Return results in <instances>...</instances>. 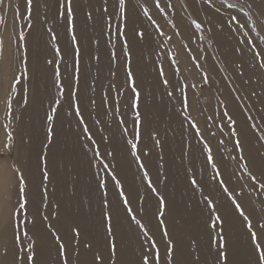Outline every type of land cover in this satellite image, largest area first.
I'll return each mask as SVG.
<instances>
[{
	"label": "rangeland",
	"instance_id": "374dc122",
	"mask_svg": "<svg viewBox=\"0 0 264 264\" xmlns=\"http://www.w3.org/2000/svg\"><path fill=\"white\" fill-rule=\"evenodd\" d=\"M152 1H155L156 5L159 4L158 9L165 17V22L162 23L154 13H150L149 9L140 8L144 14H149L150 17H144L138 21L135 39L140 44V50L144 49L146 40H150L151 43L156 45V53L158 54L154 72L150 73L147 65L138 67V69H141L142 77L146 79V82L144 81L146 94L143 95V98L135 75L137 69L135 63L138 66L139 58L136 56L134 58L132 54H128V46L123 47L118 36L120 12L128 15L130 25L134 26L133 19L138 12L136 0H125L123 12L120 8V0H113L110 11L106 13V20L103 19L102 21L96 20L91 11L83 7L84 4L77 5V0H72L73 15L71 23L66 8L61 7L62 3L67 4V0H32L30 11L27 0H4L0 4V41H2V52H0V168L5 166L6 171L10 174L8 198L9 201H12L14 207V210L8 209L9 203L7 201L0 203V229L11 233H9L7 242L0 247V264L7 260L5 256L11 251V241H16L15 236L22 229L27 230L28 237H22V244L17 241L15 243H18V253L20 255H18L16 262L18 264L22 262V256V259L24 258L23 260L27 261L24 263L29 264L27 255L33 253L35 260L37 238L34 235L36 232L34 229L39 219L42 218L39 212L41 210L46 213L48 210L49 214L51 210L48 207L52 203L48 197H39L40 195L37 192L40 191V187L42 194L48 195L49 189L46 182L49 177L45 179L44 176L45 171L48 173L49 170L42 167L41 164H47L45 158L49 153H54V148H59L56 155L58 169L66 175L68 182H70V185L66 182L61 184L59 190L61 196L62 188L69 186L67 188L69 189L68 192L78 194L83 205V201H85L84 192L81 189L78 190L80 188L78 184H74L77 174L73 165H78V167L81 165V168L88 167L91 175L90 178L84 177V181L91 186V208L86 210L90 221L84 223L86 228L84 231L76 223L73 225L74 228H79L80 235L74 239V256L71 259L67 258L69 264H77V256L81 248L85 251L86 260L89 255L93 256V260L96 255L102 257L95 264H143V256L147 255L151 261L157 253L159 254L158 264H245L244 260L249 261L246 264L251 262V264H254L257 254L254 251L252 242L249 243L244 240V235L250 232L246 226L245 216L252 224L251 231L257 233L261 250H264V244L262 243L264 236L260 237V233L264 234V227H261L264 225V215L257 217V230H255L253 219L245 214L243 204L239 203V197H246L248 201L254 198L258 203L263 202L264 187L262 185L264 183L261 175L254 169L246 144L238 134L235 118L228 109L223 85L215 79L216 77H212L205 54L210 55V57L213 55L214 60H217L221 67L225 80L233 87H239L237 86L238 80L229 73L226 65L221 62L223 60L222 56L219 55L206 29L202 28L201 30L200 27H197V24L191 23L195 30L196 27L198 29V37L193 46L181 34L182 31L175 17L177 10L182 14L187 13L185 0ZM200 1L207 8L209 7L218 13L219 18L224 19L223 23L230 30L229 32L223 27V24H219V18L218 21L215 20V25H219L217 27L219 30L223 29L225 31L222 34L225 38L231 37L233 39L235 43L234 50L226 51L238 66L235 69L238 71L239 79L241 77L240 84L244 87H248V84L250 86L251 83L248 82L251 81L245 73L246 70L244 71L241 68L242 64L235 60V50L238 53L241 46L244 51L247 49L255 66H258L264 76V68L260 67L261 64H264V18L257 12L256 5H253L249 0ZM125 6L134 12V15ZM83 8L85 11H83ZM81 14L86 24H81V18H79ZM187 15L185 16L187 17ZM148 28H150V36L145 31ZM83 29L88 32V42L92 46V49H89L92 52L87 51L85 54H82L83 50L79 45L77 33L83 31ZM73 35L76 37L75 42L72 39ZM62 39L65 40V44ZM176 43L182 47H187L190 59L197 65L200 75L196 81L193 79L192 84L189 81L176 80L179 82V86L173 88L171 86L172 80L169 77L170 65L172 67V64H174L172 78L183 75V70L177 61L178 56L175 53ZM125 49H127V52ZM119 50L124 51L125 54L119 52ZM122 54L125 56L123 57ZM48 61H52V63L50 64ZM132 62L133 70L131 67ZM141 63L145 62L142 61ZM164 66L165 73L162 70ZM57 68L59 69L58 77L55 74ZM128 69L131 70V78H129ZM161 71L163 75L160 74ZM205 78H207V83H205ZM165 80L168 81L167 84L164 83ZM14 83L15 87H13ZM149 85L154 88L148 89ZM190 86L191 88L193 86L192 92L189 89ZM133 88L139 94L141 93L138 108L133 107ZM156 89L160 90L162 94L164 93L163 96L167 95L171 101H175V97L178 95L179 104L175 107V111L179 112L181 110L183 117H180L182 118L180 122H185V125L192 127H189L192 131H196L195 136H199L196 139L200 140L203 146H205V142L198 121L199 116L197 114V116H194L195 114L187 115L190 99L201 103L209 100L214 102L218 109H222L220 111L222 119L224 117L225 119L219 123L220 129H218L216 122L210 125L212 126L210 137L215 148L227 152L237 163L236 171L242 173V179L236 177L233 180L235 185H240L235 194H230V189L226 187L222 179V183H220V173L217 164L214 163L213 153H211L208 144L207 147L205 146V155H207L208 162L216 166L214 177L219 181L221 193H228L230 197L232 195L234 204L240 205L239 209L236 208L237 222L235 226L232 227L225 219L220 217V214L216 211V200L211 199V194L204 193L201 184H199L202 176H200L197 168H191L187 171L185 190H183L179 201L183 215L179 210L178 202L168 198L163 189L160 188L167 180L166 175H163L160 179L161 186L157 184L156 187V178L149 174L150 165L152 164L150 158L152 153L150 151L157 150L158 164L159 166L162 164L160 166L161 174L165 173L163 165L165 161L168 162V154L162 152V141L157 136L159 131L153 132L155 133L154 138L152 136L149 138L150 142L151 140L156 142L155 147L143 144L142 137V129L144 126L146 127L145 119L151 112V104L147 100L151 99V94L156 93ZM238 89L240 90H237V94H235L236 99L238 95L239 100L248 102L250 100L251 104L258 102L256 91L247 88L249 93L248 98H246L245 95L243 97L242 89L240 87ZM57 101L59 103H56ZM160 106L161 110L166 109L165 102ZM54 109L55 111H53ZM77 109H79V115H77ZM259 109L262 110V106ZM137 112L140 114L139 124L136 122ZM173 114L174 111L168 109L161 113V117L157 119L156 128L162 123L161 129L167 134H170L171 131H169V127L175 131L171 133V135L176 134L173 139H177L176 141L179 142V138L184 136L183 140L186 139V143L190 144L188 133L184 134L182 131L184 128L182 122L181 130L175 117H172ZM251 114L259 127L258 132L264 137V126L261 121L263 117L254 113ZM49 115L53 116L51 121L47 119ZM164 119H168V122L166 123ZM249 120L251 119L249 118ZM173 122L176 124H173ZM151 123L152 120L149 116L147 124L151 125ZM163 124L164 126H162ZM251 124L253 123L251 122ZM50 126L52 135L49 140L48 130ZM224 128L229 132V145L226 144L219 132V130L224 132ZM192 135L194 136V133ZM9 136L12 139H9ZM237 141H239V146H237ZM5 143H8L10 147L5 149ZM132 144L137 145L135 154L133 153ZM181 155L183 157L187 156L183 153L179 156L176 153L174 155L176 160L179 161L178 164L182 159L185 160V157L183 158ZM37 156L40 157V166H33L32 163H34ZM209 156L211 157L210 160L208 159ZM80 161L81 164H79ZM181 164L184 165L183 161ZM186 166L188 165L186 164ZM21 177L24 181V197L27 200L25 210L22 213L17 212L18 204L21 202L19 193ZM101 179L107 182L106 189L99 187ZM192 180L197 182L196 185L191 183ZM117 181L119 185H117ZM249 181H253L254 185H251ZM31 185L38 186V190L32 193ZM243 186L248 188L247 194L244 193ZM134 189L136 190L134 191ZM121 192H123V195H121ZM125 197L129 202L127 206L123 203ZM159 197H163L165 200L163 209H161ZM68 199L72 203L71 198L68 197ZM104 199L108 201V207H103ZM60 200L64 203L63 197ZM126 207H130L132 211L129 213ZM207 209H210L209 212H213L211 213L213 215L210 213L207 215ZM161 211H163L162 216L159 215ZM241 212H243V217ZM13 213L16 214L13 215ZM104 213L110 215L111 220H108ZM178 214L183 218L180 219L181 216L178 217ZM217 215L220 217V221L217 223L216 228H211L210 224ZM8 216L11 217L8 218ZM54 217L58 219L59 215L56 214ZM132 217H135V219H132ZM185 219L188 226L186 225L187 227L184 228ZM136 221H140V224L138 225ZM48 222L50 224L49 219ZM109 224L117 245L115 256L111 254L109 248V240L111 239L107 233ZM89 226L94 230L92 238L89 237L87 231ZM165 231L168 233L167 237L164 235ZM54 234L60 239L57 240L53 236L58 246L53 251L56 257L59 256L60 258H56V261L52 264H58L60 261L64 263V257L61 258L59 254V244H65L66 241L56 232H53ZM221 236L226 245L223 249L227 253L226 260H222L218 256L220 249L217 245ZM211 237L216 238V244L211 243ZM228 238H233L234 257L230 259V262L228 261L230 253L227 251ZM168 240H171L173 245L176 246L170 256L167 252ZM24 242L26 246H24ZM29 244H32V248H28ZM86 244L91 245V247L85 248ZM21 246H24V249ZM15 249L16 247H13L17 254ZM34 260L32 264H35Z\"/></svg>",
	"mask_w": 264,
	"mask_h": 264
},
{
	"label": "bare ground",
	"instance_id": "6f19581e",
	"mask_svg": "<svg viewBox=\"0 0 264 264\" xmlns=\"http://www.w3.org/2000/svg\"><path fill=\"white\" fill-rule=\"evenodd\" d=\"M80 1H81V4H80ZM80 1L77 0V5L84 4L83 7L88 8L89 9L88 11H91V13L95 16L96 20H98V21H102L103 19L106 20V18H107L106 13L108 11H110V6L113 3V0H84V2H82V0H80ZM136 1L138 4V10H137L138 12L136 13L135 18L133 19L134 26L130 25L128 15H125L124 13L120 12L118 36H119V39H121L120 43L123 44V47L128 46V48H129L128 54H132V56L134 58H135V56L137 58H139L138 66H137V63H135V66L137 67V69L135 67V69H136L135 75L137 77L138 88L140 89V92L142 93V98H143V95L146 94V92L144 90V81L146 82V79L142 77V75L140 73L141 69H138V67H141V65H144V66L147 65L149 72L150 73L154 72L155 63H156V59H157L158 54L156 53L157 52L156 45L151 43L150 40H146L144 49L140 50V44L138 43L137 39H135L136 27H137L138 21L141 18L150 17L149 14H144L140 10V8L143 7V8L149 9L150 13H152V14L154 13L162 23L165 22V17L160 13V10L158 9L155 1L154 2L152 0H136ZM185 1L187 4V9H188V10L186 9L187 13L182 14L180 11L177 10V14L175 17V20L177 21V23L180 27V30L182 31L181 34L193 46L197 37H198V29L196 27V30H195L191 23L199 24L201 30H202V28L206 29L208 31V36L211 37V39L213 40L215 48L218 50L219 55L222 56L223 60L221 62L226 65L229 73H231L232 75H234L237 78V80H238L237 86H239L242 89L243 97L245 95L246 98H248L249 92H248L247 88H250V90L256 91V93H257L256 99L258 100V102L255 104H251L252 102L250 103L249 99H248L249 102L246 100H239L238 95H237V99H236L235 94H237V90H240V89H238L239 87L235 86L237 88L236 89L235 87H233L230 83H228L225 80L224 74L222 73V70H221V67L218 64L217 60H214L213 55H211V57H210V55L205 54L206 62H207V65L209 66V68L211 70L212 77H216L215 79L223 85L222 88L224 90L225 99L228 103V107H229L228 109L230 110V113L235 118L236 127H237L238 132H239L238 134L240 135L243 142L246 144L247 150H248V152L251 156V159L253 161L254 169L258 174L261 175L262 181L264 183V139H262L263 136L261 135V133L258 132L257 129H259V127L256 125V122H255V120L251 114V113H254V114L260 115V117H263V118H261V121H262V125L264 126V76L261 74L258 66L257 65H256L257 67L255 66L250 52L247 49H245V51H244V49L241 46L240 51H238V53L235 50V56L234 57L238 63L240 62L242 64L241 68H243L244 71L246 70L245 73L247 74V77L251 81V82H248V83H251L250 86H249V84H248V87L242 86L240 84L241 77L239 79V77L237 75L238 71H236V69H235V67H238V66H236L234 59L232 60L231 59L232 57L230 58V56L228 55V53L226 51V50H234L235 43L231 37L225 38V36L222 35L223 32H225V31L223 29L219 30L217 28L219 25L218 26L215 25V20L217 19V21H218L220 19L219 24H223V27H225V29L229 32L230 30L227 28L225 23H223L224 19L222 20V18H219L218 13L214 12L209 7L207 8L206 5L203 4L200 0H185ZM249 1L253 5L254 4L256 5L255 8H256L257 12L259 13V15L262 18H264V0H249ZM228 3H230V2L228 1ZM125 7L128 9V11L130 13H132L134 15V12H132L127 6H125ZM84 8H83V11H85ZM105 8H107V11H104ZM132 9H133V7H132ZM185 15H187V17ZM79 18H81V21H80L81 24H86L85 21L83 20L82 14H81V16H79ZM194 26H196V25H194ZM145 31L150 36V28L146 29ZM77 33H78V40L80 42L79 45H80L81 49L83 50L82 54H85L87 51L92 52L91 50H89L92 46H91L90 42H88V32L83 29V31H78ZM262 34H263V32H262ZM99 40H100V38H99ZM62 42L65 44L64 39H62ZM176 44H177V46L175 48V53L178 56L177 61H178L180 68L183 70V75L181 77L178 76V77L172 78V70H173L172 67H174L173 66L174 64H172V67L170 65L169 77H170V80H172L171 86L173 88H176L177 86H179V82L176 80L184 81V82L189 81L192 84L193 79L196 81V79L200 75V73L197 69V65L195 64L194 61H191V59H190V54L187 51V47L184 46V47H186V48H184L180 44H178V43H176ZM125 50L127 52V49H125ZM172 51H173V49H172ZM119 52L123 53L124 51L122 52L121 50H119ZM64 53H65V51H64ZM124 54H125V52H124ZM122 56H123V54H122ZM121 60H119V61H121ZM218 60H219V58H218ZM142 61L145 63H141ZM104 62H102V63H104ZM131 67L133 70V62H132ZM6 70L9 71L8 68H6ZM162 70L164 73L166 72L165 66H164V68H162ZM5 73H6V71H5ZM238 74H240V73H238ZM193 86H192V88H193ZM153 88L154 87L149 85L148 89H153ZM192 88H191V86L189 87L191 92H192ZM156 90H157L156 93L151 94V96H150L151 99H149V101L147 100V102L149 104H151V112H150V114H148L147 118L145 119L146 127L144 126V128L142 129V137L144 140L143 144L149 145L152 147L153 146L155 147L156 142H154V140H153V142H152V140L150 142L149 138L151 136L154 138V135L152 133L159 131L157 136H159L161 141H162V144H161V145H163L162 152L164 151V153L168 154V157H167L168 162H166L164 160L165 162L163 165L165 173L161 174L160 166L162 164L160 166L158 164L157 152H156L157 150L156 151L152 150L153 152L150 151L152 153L150 156V158L152 160V164L150 165L151 169H150L149 174L150 175L152 174L151 176L156 178V187H157V184H158V186H161L160 179L162 178L163 175H166L167 180L164 183L162 181L163 187H160V188L163 189L164 193L167 195L168 198H170L171 200H173L175 202H178L179 210L181 211L179 201H180V196H181L183 190H185L187 171L191 168H197L200 176H202V179L200 180L199 184H201V186L204 190V193L207 195L211 194V199H213L214 201L216 200V204H217L216 211L220 214V217L225 219L229 225H232V227L235 226V224L237 222V212H236V207H235L232 195L235 194L236 190L240 187V185H238V186L235 185L233 180L236 177H238L239 179H242V173H238L236 171L235 168L237 167V163L233 158H231L229 156V154L227 152L217 150L215 148L214 142L210 137V132L212 131L211 130L212 126H210V125L211 124L213 125V123L216 122L218 125L217 126L218 129H220L221 127L219 128V123L221 122V120L225 119V117H224V119H222V114L220 112V111H222V109L221 110L218 109V107H216V104L212 101H209V100H207L205 103H201V102L196 101L194 99H190L189 109H188L187 115H194L195 114L194 116H197V115L199 116L198 118H200V119L198 121L201 125L200 128H201L202 135H204L203 140L205 142V146L207 147V144L210 146V149L212 151L211 153H213L214 163L217 164L218 171L220 173V175H219L220 176V178H219L220 183H222L221 182V179H222L223 182L226 184V187H228L230 189V194H232L231 197L228 195V193L227 194L221 193V190L219 187V181L216 179V177H214L215 176L214 169L216 168V166H215V168H213V165H211L208 162L207 155H205L206 148H205V146H203V144H202V142H200V140L198 141L196 139L199 137V136L198 137L195 136L196 131L195 132H194V130L192 131V129H190V128H192L191 126H187V125H185L186 124L185 122H184L185 123L184 124L181 121L183 126H184V128L182 130V124L180 122V119H182V118H180V117L181 116L183 117V115H181V110H179V112L175 111V107L179 104L178 95H176L175 101H171V100H169L167 95L163 96L164 93L162 94V92L160 90H158V89H156ZM258 90L261 91L260 92L261 94L258 93L259 92ZM176 93H177V91H176ZM239 93H240V91H239ZM256 99H255V101H256ZM163 102H165V108H166L165 110L168 109V110L174 111V114L172 117H175L177 125L183 131V133L184 134L186 132L188 133V141L190 144L186 143V141H185L186 139L183 140L184 136L179 138L180 139L179 142L176 141L177 139H173L176 134L171 135V133H174L175 131H173V129L170 127L169 128L166 127L169 129V131L171 130L170 134H167L166 132H164L161 129L162 123H160L159 127L156 128L157 124H158L157 119L161 117V113L165 112L164 108L162 109L163 110L162 111L161 106H160V105H162ZM243 103L246 105V108H245ZM260 106H262V110L259 109ZM146 107H147V105H146ZM144 109H145V106H144ZM167 112L171 113L170 111H167ZM249 115H250L249 118L251 120H249V118H248ZM149 116H150L152 123H153V124L151 123V125L147 124ZM224 116H225V114H224ZM193 118H195V117H193ZM196 119H197V117H196ZM164 120H166V119H164ZM167 120H166V123L168 122ZM161 122H162V120H161ZM251 122L254 124L256 130L253 127V124H251ZM149 124H150V122H149ZM173 124H176V123L173 122ZM162 126H164V124ZM220 126H221V124H220ZM55 128H56V126H55ZM55 132L58 133L57 131H55ZM192 132L194 133V136L192 135L193 134ZM219 132H220V135L222 136L223 140L226 142V144L229 145V142H230L229 132L227 130H225V128H224V132L222 130H219ZM186 138H187V136H186ZM56 143H58V142L56 141ZM52 148H54V147L52 146ZM58 149L54 148V153L53 152L49 153V155L45 158V161H47V164H45V163L41 164L42 167H45L49 170V172H48L49 179H48V181H46L48 184V188H49L48 189V195L42 194L40 187H39L40 191H37L38 186L31 185V192L32 193L37 191L39 193L38 195H40L39 197H43V196H44V198L48 197V199L52 201L51 205H49V207H48V209L51 210V212H49V214H48V210L46 213L44 211L42 212L40 210L39 214L42 216V218L39 219L37 226L34 229V231H36L34 233V235H36L35 237L37 238V243L35 245V252H36V256H35V260H34L35 264H52L56 261V258H60L59 256L56 257V255L54 254V251H53L54 248L55 249L58 248V246L56 244V240L53 237V236H55V235H53V232H56V234L61 235L63 240L66 241V243H65L66 256H67V258L71 259L74 256L73 245H74V239L76 237L74 235V233L72 232V228H74L73 225H75V223H76V225L79 226L82 231H84V230H86V228L84 227V223H87L90 221L89 216L86 213V210L91 208V201H92V198L90 196L91 186L84 181L85 180L84 177H87V178L91 177V175L89 173L90 172L89 168L86 166L81 168V165L79 167H78V165L77 166L75 164L73 165V168L76 170L75 173L77 174V177H76L77 179H76L74 184H76V185L78 184V186L80 187V188H78V190L81 189L84 192L83 195H84V200L86 202L83 201L84 204L82 205L81 197L78 194H73V193L70 194L71 192H68L69 189H67L69 186L68 187L65 186L62 188V196H61V194L59 192L61 184L63 182H66V184L70 185V182H68L66 175L61 173L60 170L58 169V166L56 163V159H57L56 155L58 153ZM179 152H180V154L183 153V155L184 154L187 155V156H184L185 160L180 159V157L182 155L179 157V159L181 160V162L183 161V164L185 166L182 165L181 162H180V164H178L177 162H179V161H177L176 158L174 157L175 153L177 154V156H179L180 155ZM160 156L162 157V155H160ZM158 158H159V156H158ZM177 159H178V157H177ZM39 163H40V157L37 156L36 160L32 164H33V166H35V165L40 166ZM79 164H81V161L79 162ZM186 164L188 166H186ZM5 168H6L5 166H2L0 168V203H2V201L3 202L7 201L9 203L8 209L11 208V210H14L13 203L11 200L9 201V198H8V191L10 190L9 189L10 187L8 188V185L10 186V183H9L10 174L6 171ZM33 182L34 181L32 180V183ZM249 182L251 185H254L253 181H249ZM30 184H31V181H30ZM45 186H47V185H45ZM256 188L258 189V187H256ZM159 189H158V191H159ZM162 189H160V190H162ZM135 190L136 189H134V191ZM243 191L245 194H247L248 188L243 186ZM62 197L64 199V203H62V201L60 200V199H62ZM68 197L71 198L72 203L69 202ZM239 203L243 204L245 214L250 216L253 219V227L255 230H257V217L264 215V201L261 203H258L254 200V198H252L251 200L248 201L246 197H239ZM209 210L210 209H207V211H206L207 215L210 213ZM34 212L36 213L37 211L35 210ZM9 213L10 212L8 211V214ZM204 213H205V209H204ZM211 213H213V212H211ZM56 214L59 215L58 219H56L57 217H54V215L56 216ZM181 215H183L182 211H181ZM181 215L178 214V217H180ZM211 215H213V214H211ZM10 217L11 216H8V218H10ZM45 217H47V219H45ZM207 217H209V216H207ZM242 217H243V215H242ZM182 218H183V216L180 217V219H182ZM48 219L50 221V224L48 222ZM186 225H187V223H186V219H185L184 220V228ZM91 226H89L88 230H87L90 238H92L94 235V230H93V228H91ZM10 228H12V227H10ZM9 233L10 232H7L6 230L0 229V247H1V245H4L7 242V239L9 238ZM12 233H13V231H12ZM262 236H264V234L260 233V237H262ZM244 240L250 243V241H251L250 232L244 235ZM25 242H24V244H25L24 246H26ZM15 243H16V241H11V244H10V247H12L11 251H10V253L9 252L7 253V255L5 256L7 260H5L2 264H18L16 262L17 261L16 259L18 258V255H19L18 243L22 244V237H21L20 242H18L17 244H15ZM262 243L264 244V239H263ZM13 247L14 248L16 247L15 250H17V254H16V251L13 250ZM227 251H228V253H230L229 259H228V261L230 262V259L234 257L233 238H228ZM22 254L24 255L23 252H22ZM244 257H246V256H244ZM23 259L21 256V260L23 263L19 262V264H25L24 262L26 260H23ZM244 262L246 264L249 261L244 260ZM62 263L63 262L60 261L58 264H62ZM67 264H69V262H67ZM77 264H93V256L89 255L88 259L86 260L85 251L83 250V248H81L80 252L77 256Z\"/></svg>",
	"mask_w": 264,
	"mask_h": 264
},
{
	"label": "snow or ice",
	"instance_id": "6c2138e0",
	"mask_svg": "<svg viewBox=\"0 0 264 264\" xmlns=\"http://www.w3.org/2000/svg\"><path fill=\"white\" fill-rule=\"evenodd\" d=\"M3 2H4V0H0V4H2ZM31 4H32V0H27V5H28L29 11H30V8H31ZM124 4H125V0H120V8H121V11L122 12L124 11ZM61 7L62 8H66L67 16L69 18V22L71 23L72 15H73L72 0H67V4L66 5L62 3L61 4ZM157 7H159V4L158 3H157ZM105 11H107V9H105ZM233 19H235V18H233ZM197 27H200V25L197 24ZM140 35H142V33H140ZM21 38H23V37H21ZM72 39L75 42V40H76L75 35H73ZM0 52H2V41H0ZM48 63L51 64L52 61H48ZM260 67L261 68H264V64H261ZM55 74H56L57 77L59 76V69L58 68L56 69ZM160 74L163 75V72L161 71ZM128 75H129V78H131L132 73H131V70L130 69H128ZM164 83L167 84L168 81L165 80ZM205 83H207V78H205ZM13 87H15V83L13 84ZM133 92H134L133 107L134 108H138L139 107V97H140V94H139V92H136L135 88H133ZM169 95H171V93H169ZM253 95H255V93H253ZM56 103H59V101H57ZM185 105H186V101H185ZM9 107H10V105H9ZM53 111H55V109ZM77 115H79V109H77ZM47 119L49 121H51L53 119V116L52 115H49L47 117ZM136 122H137V124H139V122H140V114H139V112L136 113ZM233 123H235V122L233 121ZM85 131H87V129H85ZM51 135H52V128L50 126L49 127V130H48L49 140L51 139ZM153 135H155V133H153ZM9 139H12V137L9 136ZM262 139H264V137H262ZM157 143H159V141H157ZM237 146H239V141H237ZM9 147H10V145L8 143H5L4 144V148L5 149H7ZM136 148H137V145L136 144H132V149H133V153L134 154H135ZM208 159L210 160L211 157L209 156ZM213 168H215V164H213ZM44 176H45V179L48 178L47 171H45ZM253 179H255V177H253ZM191 183L193 185H196L197 182L195 180H192ZM23 184H24V181H23V178L21 177L20 178V188H19L20 201L21 202L18 204V209H17V212H21V213L25 210V206H26V203H27V200L24 197V187H23ZM106 184H107V182L105 180H103V179H101L99 181V187L102 188V189H106ZM117 185H119V182L118 181H117ZM262 187H264V185H262ZM153 191H155V189H153ZM106 195H107V193L105 191V196ZM121 195H123V192H121ZM123 203H124L125 206H127L129 204L128 199L126 197L124 198ZM159 203H160L161 209H163V207L165 206V200H164L163 197H159ZM103 207H108V201L106 199L103 200ZM235 207L237 209H239L240 208V205L239 204H236ZM126 210L129 213L132 211V209L130 207H126ZM15 214L16 213H13V215H15ZM104 215L107 217L108 220H111V216L110 215H108L107 213H104ZM159 215L162 216L163 215V211H161L159 213ZM241 215H243V212H241ZM45 219H47V217H45ZM132 219H135V217H132ZM244 219L247 222L246 223V226L250 230L251 242H252L254 251L257 254L255 264H264V250H261V243L259 242V238L257 236V233L255 231H251L252 224L248 220V217L245 216ZM219 221H220V217L217 215L216 218H215V220L211 222L210 227L211 228H216L217 227V223ZM136 223L139 225L140 224V221H136ZM161 223H163V221H161ZM261 227H264V225H262ZM72 232L74 233V235L76 237H78L80 235V232H79V228L78 227L73 228L72 229ZM107 233H108V236L111 237V239L109 240L110 252H111V254L113 256H115L117 245L115 243V237L112 235V228H111V225L110 224L107 227ZM164 235H165V237H167V235H168L167 231L164 232ZM21 237H25V238L28 237L27 230L22 229L21 232L15 236V240L17 242H19L21 240ZM55 238L57 240L60 239L58 236H55ZM211 243L212 244H216L217 243L215 237H211ZM153 246H155V245H153ZM84 247L85 248H90L91 245L86 244ZM175 247L176 246L173 245L172 241L171 240H168L167 252L169 253V256L171 255V253L173 252V249ZM217 247L220 249L219 252H218L219 258L222 259V260H226L227 259V253L223 250L226 247V245H225V242H224L222 236L220 237V242L218 243ZM28 248H32V244H29L28 245ZM59 254H60L61 257H64V264H67L66 246H65L64 243H60L59 244ZM101 259H102L101 256L96 255L94 257L93 264H95L96 261H100ZM27 260H28L29 264H32V261L34 260V253L33 254H30V255H27ZM158 260H159V254L158 253H157V255L151 261H150V258L147 255L143 256V264H158Z\"/></svg>",
	"mask_w": 264,
	"mask_h": 264
}]
</instances>
